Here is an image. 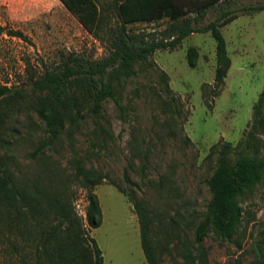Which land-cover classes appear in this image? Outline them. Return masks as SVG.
I'll use <instances>...</instances> for the list:
<instances>
[{
	"label": "rangeland",
	"instance_id": "rangeland-1",
	"mask_svg": "<svg viewBox=\"0 0 264 264\" xmlns=\"http://www.w3.org/2000/svg\"><path fill=\"white\" fill-rule=\"evenodd\" d=\"M192 1L198 6L210 0ZM214 1L206 11L184 3L191 11L184 17H197L195 27L225 11L236 17L221 28L231 66L219 87L214 81L216 42L210 33H194L175 50H157L147 63L136 65L131 77L115 78L119 105L108 99L101 113L93 115L78 93L83 104L79 120L66 121L52 133L38 115L42 95L30 79L74 58L101 61L110 50L60 0H0V85L12 88L0 110V164L21 187L69 198L102 250L104 264H148L139 217L116 186L131 192L143 207L159 264H185L186 259L197 264L202 250L207 264L264 261V180L239 198L242 218L232 242L211 227L203 244L196 242L195 229L206 219L211 199L207 181L216 166L215 157H208L210 149L240 143L252 129L253 106L264 90V11H243L264 0ZM169 23L159 19L127 29L156 41L168 37ZM110 24L119 23L114 19ZM9 30L23 32L29 42L9 36ZM190 49L197 54L195 67L189 63ZM162 72L181 115L167 106L159 90ZM246 155L264 158V132ZM80 162L104 177L93 189L103 213L95 229L87 221V190L77 175ZM34 231L20 214L0 218V264H30Z\"/></svg>",
	"mask_w": 264,
	"mask_h": 264
},
{
	"label": "trees",
	"instance_id": "trees-1",
	"mask_svg": "<svg viewBox=\"0 0 264 264\" xmlns=\"http://www.w3.org/2000/svg\"><path fill=\"white\" fill-rule=\"evenodd\" d=\"M227 1V0H223ZM74 14L82 26L94 37L105 42L110 54L101 61H87L74 58L54 70L46 71L39 78H31L34 90L42 97L37 103L38 115L45 120L49 130L57 133L66 121L76 122L83 108L80 93L88 103L93 115L101 113L104 103L114 99L115 78H129L136 73L137 64H145L160 49L175 50L194 33H210L216 42L217 67L215 86L219 87L230 69L227 42L221 28L236 17L229 11L222 12L215 21L202 27H195L198 18L184 17L192 9L206 11L214 0L196 5L192 0H60ZM185 3V6H184ZM264 11V4L248 12ZM248 15H251L253 13ZM117 19L118 26L111 27ZM168 19L169 35L162 40L145 41L127 29L129 25ZM2 28L0 27V30ZM8 35L29 42L21 31L9 30ZM189 63L195 67L197 56L189 51ZM12 88L0 85V110L2 103L10 97ZM79 90V91H78ZM159 90L165 95L167 106L178 115L181 109L174 96L169 77L162 72L159 76ZM205 92V87H204ZM81 108V109H80ZM252 129L245 133L237 146L231 143L213 145L209 158L215 157V169L207 181L211 199L207 205L206 219L195 229L196 242L202 245L211 229L222 240L232 242L241 223L242 209L239 198L246 190L264 180V158L246 155L257 134L264 132V90L253 106ZM2 119L0 115V131ZM77 175L82 178V187L87 190V221L91 228L102 224L103 213L98 196L93 192L104 177L93 170H87L83 163L77 166ZM115 186V185H114ZM133 205L140 224L142 248L148 264H159L151 243V228L143 207L131 192L116 186ZM62 194L51 195L40 188L31 191L17 184L13 175L0 164V218L11 219L20 214L34 225L36 242L30 264H104L103 252L90 235L84 220L78 216L69 198ZM67 196V195H66ZM191 256V255H190ZM261 264L264 261L259 260ZM185 264H194L185 261ZM197 264H207V253L202 250Z\"/></svg>",
	"mask_w": 264,
	"mask_h": 264
}]
</instances>
